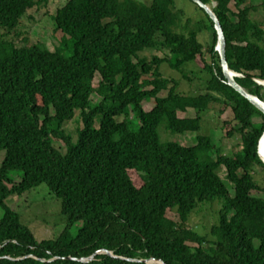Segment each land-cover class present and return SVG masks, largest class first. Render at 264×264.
Returning <instances> with one entry per match:
<instances>
[{
  "label": "trees",
  "instance_id": "trees-1",
  "mask_svg": "<svg viewBox=\"0 0 264 264\" xmlns=\"http://www.w3.org/2000/svg\"><path fill=\"white\" fill-rule=\"evenodd\" d=\"M45 1L0 0V264H264V198L251 194L264 192L257 152L264 114L227 84L205 11L191 0L208 19L212 39L203 91L189 95L160 70L167 63L181 71L203 53L197 22L189 27L174 0H66L52 15L62 33L54 50L27 44L26 36L17 45L9 33L27 9ZM200 1L218 19L234 80L264 101L255 81H264V18L251 17L253 0ZM150 48L167 54L139 56ZM214 104L229 106L236 121L227 132L240 134L232 155L213 149L209 135L197 134L189 146L159 139L161 123L170 133L198 131L201 113ZM189 108L194 117L178 116ZM75 111L80 126L72 140L62 126ZM10 171H18L17 180ZM39 183L59 199L64 226L56 237L37 240L5 199ZM213 201L220 207L207 232L185 226L195 207Z\"/></svg>",
  "mask_w": 264,
  "mask_h": 264
},
{
  "label": "rangeland",
  "instance_id": "rangeland-1",
  "mask_svg": "<svg viewBox=\"0 0 264 264\" xmlns=\"http://www.w3.org/2000/svg\"><path fill=\"white\" fill-rule=\"evenodd\" d=\"M65 1L66 0H46L45 3L35 4L24 12L23 16L20 18L18 26L9 33V36H16L18 40L17 45L22 44L23 36H26L27 39L24 42L27 44L41 42L48 49L54 50L61 40L62 33L54 28L52 15L54 14L56 8L60 7ZM141 1L148 4L151 0ZM261 1L262 0H253V5L257 8L251 10L250 12L251 17L258 21H262L264 18V11L260 7ZM174 2L176 7L181 8L185 15L190 18L189 27H194L195 21L197 22L196 35L198 41L203 45V53L193 63L187 62V64L183 65L181 71L172 68L167 63H162L160 70L164 77L172 78L177 82V91L189 95L196 94L203 91L202 81L207 77L206 72L208 71L206 69V72L204 71L202 64L203 62H211V58L209 53L206 51V47L211 44L212 28L204 12L201 8L197 7L194 2L191 0H174ZM262 26L264 30V23ZM212 27L215 30L214 25ZM213 49L217 53L216 37ZM165 54H167V51L163 48H150L140 52L139 56H143L145 59L149 60L152 55L162 57ZM214 60L220 65L219 57ZM183 74L186 75V78ZM98 78V74L95 73L92 79L93 85L96 83ZM261 85L263 89H260L259 92L263 94L264 82ZM165 94L166 91L160 92V95ZM97 99L98 96L96 94L91 96L92 101H96ZM149 106H151V103H145L144 105L145 108H148ZM214 109H221V112H215ZM195 114V110L189 108L185 112L178 113V116L194 117ZM120 118L121 117L118 119ZM252 121L260 122L261 117L255 115L252 117ZM234 125H236V121L233 118L230 107L214 104L211 109L201 113L200 129L198 131L170 133L165 130L163 123H161L157 128V133L161 141L171 140L186 146L193 145L197 142V134L209 135L210 144L213 149L216 151L218 150L220 154L230 156L240 148V134L237 132H233L231 135L227 133ZM79 126L80 120L78 112L75 111L73 118L64 122L62 128L65 133L69 134L71 139L74 140L76 136V129ZM53 145L60 151H64L63 140L54 138ZM3 155L4 151L0 149V162ZM17 173L18 171H10L8 173V177L10 179L17 180ZM217 173L223 183L227 186L229 193L232 194V186L230 182L225 179L224 170L220 167L217 169ZM131 176H134L133 173ZM261 180L262 179H259L258 182ZM6 186H10V184L6 183ZM251 194L264 198V192L261 190H252ZM5 203L19 214L20 221L31 230L37 240L56 237L64 226V216L60 213L59 199L48 190L45 183H39L38 185L31 187V189L25 191V193L10 195L5 199ZM219 207L220 203L217 201L200 204L190 212L185 226L191 227L200 233L207 232L210 225L216 221ZM169 213L174 216L173 211ZM1 216L2 209L0 207V218ZM79 225V220L73 223L70 227L71 234L75 232Z\"/></svg>",
  "mask_w": 264,
  "mask_h": 264
},
{
  "label": "water",
  "instance_id": "water-1",
  "mask_svg": "<svg viewBox=\"0 0 264 264\" xmlns=\"http://www.w3.org/2000/svg\"><path fill=\"white\" fill-rule=\"evenodd\" d=\"M194 1L199 7H201L205 13L209 16L211 21L213 22L215 33H216V49L219 57V63L222 70V73L226 79V82L228 85L233 87L238 93H240L242 96H244L247 100H249L259 111H261L264 114V102L260 100L257 96L252 95L248 93L243 87H241L235 80L234 76L238 75L233 70H231L225 60L224 57V37L222 34V30L220 28L219 22L211 8L201 2L200 0H192ZM255 81L259 82V84H263V80L255 79ZM263 81V82H262ZM257 152H258V144H257ZM259 155V153H258ZM260 157V156H259ZM262 160V159H261ZM263 161V160H262ZM264 162V161H263ZM104 253L111 254L109 251H103ZM95 253V252H94ZM93 254L87 258H78L79 261H87L92 259ZM75 259V258H74ZM144 262L148 263L150 261H153L154 264H158L159 261L157 259H143Z\"/></svg>",
  "mask_w": 264,
  "mask_h": 264
},
{
  "label": "bare ground",
  "instance_id": "bare-ground-1",
  "mask_svg": "<svg viewBox=\"0 0 264 264\" xmlns=\"http://www.w3.org/2000/svg\"><path fill=\"white\" fill-rule=\"evenodd\" d=\"M258 153L260 158L264 161V131L258 140Z\"/></svg>",
  "mask_w": 264,
  "mask_h": 264
},
{
  "label": "built area",
  "instance_id": "built-area-1",
  "mask_svg": "<svg viewBox=\"0 0 264 264\" xmlns=\"http://www.w3.org/2000/svg\"><path fill=\"white\" fill-rule=\"evenodd\" d=\"M257 82V81H256ZM257 83H259V82H257Z\"/></svg>",
  "mask_w": 264,
  "mask_h": 264
},
{
  "label": "clouds",
  "instance_id": "clouds-1",
  "mask_svg": "<svg viewBox=\"0 0 264 264\" xmlns=\"http://www.w3.org/2000/svg\"><path fill=\"white\" fill-rule=\"evenodd\" d=\"M263 82V81H262Z\"/></svg>",
  "mask_w": 264,
  "mask_h": 264
}]
</instances>
